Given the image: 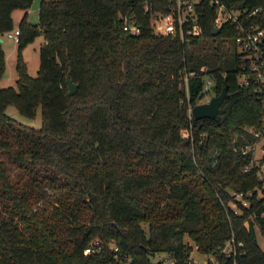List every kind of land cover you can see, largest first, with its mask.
I'll return each instance as SVG.
<instances>
[{
    "label": "trees",
    "instance_id": "1",
    "mask_svg": "<svg viewBox=\"0 0 264 264\" xmlns=\"http://www.w3.org/2000/svg\"><path fill=\"white\" fill-rule=\"evenodd\" d=\"M32 1L0 0V35L20 8L18 47L43 37L37 74L18 61L16 87H0V264H188L192 245L217 264H264V178L243 170L250 153L239 151L249 129H264V86L233 23L211 34L209 0L194 5L198 34L183 39L152 31L149 14L168 0H40L31 23ZM218 1L264 37V0ZM129 16L136 35L121 29ZM206 77V93L225 85L226 96L215 116L193 118ZM9 104L28 116L40 106L41 126L7 115Z\"/></svg>",
    "mask_w": 264,
    "mask_h": 264
},
{
    "label": "built area",
    "instance_id": "2",
    "mask_svg": "<svg viewBox=\"0 0 264 264\" xmlns=\"http://www.w3.org/2000/svg\"><path fill=\"white\" fill-rule=\"evenodd\" d=\"M200 0H168L167 10L164 13L161 12H151L149 14V22L154 33L169 34L171 37L177 36L180 39H183L185 35H197L199 32L198 26L195 21L194 5L199 3ZM214 4L215 14L212 19L213 26L219 28L223 22H232L234 25V30L236 34L233 37V42L236 45L238 50L245 51V57L249 58V70L254 75L255 80H259L260 83L264 86V61L262 60L261 54V42L263 37V31L256 25L253 24H242L239 20L241 12L244 10L239 9L238 7H226L218 0H209ZM253 13V11H251ZM185 27V28H184ZM121 29L127 31L129 34L136 35L139 32V26L135 23L131 16L123 17L121 24ZM6 36L12 38L15 42L19 40V29H11L5 32ZM262 58V59H261ZM243 68V67H242ZM191 76H194L193 71L185 72L182 76V82L179 83V86L186 91L187 88V79ZM248 74L245 72H240L238 75V83L240 85L248 84ZM203 91L204 94H207L205 91L211 85L210 78L203 79ZM190 114V108L188 109ZM252 136V140L248 143H244L239 146V151L241 154L250 153L249 161L244 166L243 170H247L250 166H255L257 171V178H264V162H259V158H254V150L256 142L259 138H264V129L263 130H248ZM264 144V142H263ZM261 154L264 152V148L260 147ZM261 156V155H260ZM240 192L235 194L236 199H240L242 205H247L246 200L241 199ZM233 205V204H231ZM240 244V242H237ZM97 247L94 241H91L84 249L83 252L87 253ZM116 247L113 246V250ZM221 252L224 255H229L228 241L225 242ZM188 264H193L188 257ZM173 262L172 258H163V263L171 264ZM197 263V264H206Z\"/></svg>",
    "mask_w": 264,
    "mask_h": 264
},
{
    "label": "rangeland",
    "instance_id": "3",
    "mask_svg": "<svg viewBox=\"0 0 264 264\" xmlns=\"http://www.w3.org/2000/svg\"><path fill=\"white\" fill-rule=\"evenodd\" d=\"M40 0H33L31 5L29 6L26 14V19L31 23H36L38 21V5ZM23 13V10L20 8H16L12 11V19H13V29L18 28V21ZM1 47L3 51L4 58V69L0 75V87L13 86L16 87V79H17V64L18 61H21L26 69V73L29 76H35L38 71L39 65V48L43 44L42 35H37L32 41L24 44L21 48L18 47V42H15L12 38L6 36V33H2L0 35ZM227 41V39L225 40ZM224 41V46L228 45V42ZM210 40L204 42L201 46V50H210ZM211 95L210 92L204 94L199 102L206 101ZM5 112L10 117L15 120L29 125L35 128H39L41 126V109L40 106H37L33 115L28 116L25 115L20 109L14 104H9L6 106ZM264 138H259L255 145L254 150V158H258L261 155L260 147L263 145ZM234 206V205H232ZM142 227H145V224H142ZM254 232L256 235V240L258 244L261 246V238L259 236V231L256 226H254ZM163 252H156L150 256L152 261H156L159 258L164 257ZM189 259L193 264L204 263L205 261L210 264H217L213 257H209L208 261L206 258L198 253L195 250V247L192 245L191 250L189 252Z\"/></svg>",
    "mask_w": 264,
    "mask_h": 264
},
{
    "label": "water",
    "instance_id": "4",
    "mask_svg": "<svg viewBox=\"0 0 264 264\" xmlns=\"http://www.w3.org/2000/svg\"><path fill=\"white\" fill-rule=\"evenodd\" d=\"M211 34H216L218 32V28L210 24ZM264 38V37H263ZM66 86H67V94H71L76 85L71 82L68 74H66ZM226 96V86L224 85L221 90L217 94L211 95L206 101L197 102L193 104L190 108V115L193 118H199L202 116L213 117L216 115L218 111V107L222 102L223 98Z\"/></svg>",
    "mask_w": 264,
    "mask_h": 264
},
{
    "label": "crops",
    "instance_id": "5",
    "mask_svg": "<svg viewBox=\"0 0 264 264\" xmlns=\"http://www.w3.org/2000/svg\"><path fill=\"white\" fill-rule=\"evenodd\" d=\"M23 14V13H22ZM22 16V15H21Z\"/></svg>",
    "mask_w": 264,
    "mask_h": 264
}]
</instances>
